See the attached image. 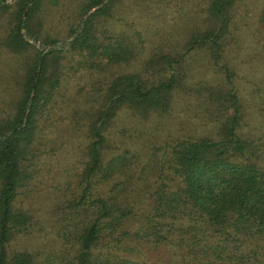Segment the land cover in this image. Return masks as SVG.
<instances>
[{"label":"trees","instance_id":"trees-1","mask_svg":"<svg viewBox=\"0 0 264 264\" xmlns=\"http://www.w3.org/2000/svg\"><path fill=\"white\" fill-rule=\"evenodd\" d=\"M118 1L80 0L64 45L45 51L30 39L39 38L42 0L13 1L0 48L23 62L12 108L0 116V264H264V117L255 134L244 130L243 101L227 65L218 136L171 143L141 121L172 107L180 57L163 53L156 60L166 62L167 73L158 79L135 69L120 73L93 101L75 103L72 121L86 138L77 148L80 170L47 200V218L18 200L20 188L37 179L35 159L48 150L41 146L55 142L44 139L40 124L64 102L57 92L61 59L77 56L80 66L94 68L104 55L116 63L133 54L121 33L98 34L96 20ZM235 1L206 0L207 19L191 28L186 48L209 42L218 58ZM9 2L0 0V11ZM47 39L56 41L51 33ZM138 133L151 148L142 164L129 141Z\"/></svg>","mask_w":264,"mask_h":264},{"label":"rangeland","instance_id":"rangeland-1","mask_svg":"<svg viewBox=\"0 0 264 264\" xmlns=\"http://www.w3.org/2000/svg\"><path fill=\"white\" fill-rule=\"evenodd\" d=\"M8 1L10 8L0 11V34L6 32L12 22L14 0ZM79 1L42 0L37 13L41 20L39 38L30 37L35 47L45 51L51 46L59 48L64 45L69 24H76ZM205 2L119 0L111 14L96 20L98 34L106 37L109 33H121L128 39L133 54H127L125 60L120 59L116 63L108 62L104 55L99 60L100 66L94 68L80 66L77 56L72 60L61 59V83L57 92L64 102L58 108L54 107L50 114H44L40 124L44 139H55V142L41 146L48 150L42 151L35 159L37 170L34 174L37 179L18 192L17 198L24 207L34 208L38 216L46 219L49 209L47 200L52 201L58 196L60 187L64 189L66 182L73 179L70 175L80 170L79 164H76L77 148H82L86 138L82 133L83 126L72 121L75 103L78 100L93 101L104 91L101 89L105 83L120 73L135 69L146 79H158L167 73L163 70L166 62L156 60L163 53L180 57L177 63H173L179 81L172 94V107L166 112L152 113L141 121L147 126L157 127L161 138L167 137L164 141L172 143L175 137L218 136L216 133L224 115L222 109L218 110L217 97L219 91L227 87L224 76L226 65L233 73L231 78L243 101L244 130L249 135L257 132V126L264 117V0L234 2V23L220 39L222 50L218 58L209 42L194 49L186 48L191 28L202 26L207 19ZM50 33L56 38L52 44H48L47 39ZM29 50L33 47L29 46ZM22 62L10 50L0 48V116L9 113L12 108L16 95V72ZM137 136L139 139L131 138L129 141L133 143H130L132 147L137 148V163L142 164L151 148H145L142 144L144 137L140 139L139 133ZM158 253L159 250L155 251L154 257Z\"/></svg>","mask_w":264,"mask_h":264}]
</instances>
